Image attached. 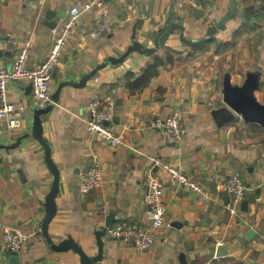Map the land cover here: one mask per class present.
<instances>
[{"label": "crops", "instance_id": "obj_1", "mask_svg": "<svg viewBox=\"0 0 264 264\" xmlns=\"http://www.w3.org/2000/svg\"><path fill=\"white\" fill-rule=\"evenodd\" d=\"M90 2H95L93 7L84 10ZM233 4L234 0H0V69L12 67L26 40L31 43L30 62L42 61L50 50L53 28L68 18L73 6L82 10L53 74L52 98L62 84L58 98L43 116L44 136L60 170L57 211L49 224L54 243L71 237L94 256L99 252L97 233L104 231L103 257L97 264H264V127L242 115L220 126L213 116L225 105L227 77L235 87L255 78V97L264 104V0H237L235 15L205 47L183 43L180 29L165 45H157L155 39L171 22L183 24L190 40L206 38ZM104 10L111 30L92 37ZM167 51L174 52V64H167ZM157 58L165 63L158 76L143 89L129 88L126 76H141ZM31 92L26 80L8 85L21 127L11 132L4 124L0 139V264H13L3 237L6 228L28 236L19 251L22 264H81L77 251H55L42 231L53 182L43 145L30 136L12 147L32 130ZM95 97L101 107H112L110 126L122 136V145L114 147L90 132V101ZM174 113L187 130L177 142L166 141L160 128L151 125L152 119ZM94 163L101 166L103 185L82 193L81 174ZM164 163L200 179L204 191L174 182ZM235 171L242 174L247 192L232 214L228 205L233 197L223 178ZM150 175L165 183L166 224L154 229L152 247L137 251L111 238L108 228L122 220L150 225L145 202Z\"/></svg>", "mask_w": 264, "mask_h": 264}, {"label": "built area", "instance_id": "obj_2", "mask_svg": "<svg viewBox=\"0 0 264 264\" xmlns=\"http://www.w3.org/2000/svg\"><path fill=\"white\" fill-rule=\"evenodd\" d=\"M101 5L100 2H96ZM95 2L87 3L84 10H89ZM82 10L78 6L71 8L67 19L60 22L53 28L54 38L46 57L39 62H30L29 40L24 41L19 48L10 69H0V139L5 133L4 124L7 130L17 132L21 127V119L18 117L19 109L8 97V85L15 81L26 80L32 86V98L35 106L46 108L53 101L51 82L53 74L59 65L63 51L68 40L72 37L75 25ZM111 30V19L107 11H103L96 20L92 30V37H101ZM113 118L111 106L101 107L97 97L90 101V118L88 128L98 138L110 143L114 147L122 145L123 138L115 133L110 126ZM151 125L160 128L166 141H180L186 134V127L182 124L178 113L167 117H156L152 119ZM169 177L183 187L203 192L204 185L200 179L188 175L180 167L170 163H164ZM150 190L145 197L147 204V215L151 221L150 225H142L135 221L122 220L108 228L111 238L121 241L124 245H131L137 251H143L155 242L154 229L166 224V203L164 200L165 183L158 177L150 175ZM223 184L232 195L233 201L228 205L232 214L237 212L239 203L245 198L247 192L246 183L239 171H235L223 178ZM103 185V174L99 163L81 174L79 188L82 193ZM4 242L10 250H22L28 241V236L13 228H6L4 231Z\"/></svg>", "mask_w": 264, "mask_h": 264}, {"label": "water", "instance_id": "obj_3", "mask_svg": "<svg viewBox=\"0 0 264 264\" xmlns=\"http://www.w3.org/2000/svg\"><path fill=\"white\" fill-rule=\"evenodd\" d=\"M236 10L237 0H234L232 8L226 14H224L215 25L209 28V36L201 40H190L186 38L183 24L171 22L167 28L157 31L160 33L158 40H156L157 45H165L170 35L174 34L178 29H180L179 37L183 43H186L190 46L203 45L209 40H211L217 33L218 29H221L235 15ZM0 54H2L1 49ZM86 80L87 78L83 81ZM61 85L58 86L57 90L53 94V99L55 98L57 100ZM256 88L257 80L255 78H249L243 86L235 87L232 85L230 78L227 77L224 82L225 105L218 107L213 111V116L217 121L218 125H224L227 122L235 120L237 115H242L243 118L246 119L248 122H257L264 127V104L257 101L254 94ZM30 89L32 90L31 85ZM52 107V104L48 105L46 108L34 106V115L32 120L31 132L19 137L17 139V142L13 144L12 147L18 146L23 138H28L32 136L39 140V142L43 145L45 149V159L49 169L53 174V182L52 187L46 196V216L43 220L42 231L45 237L47 238L48 242L51 244L52 249H54L55 251H65L69 249H74L81 256V264H97L103 257L104 243L101 239V236L104 234V231H100L97 233L99 252L97 255L94 256L89 255V253H87V251H85V249L71 237L64 239L59 244H56L52 241L51 237L49 236V224L55 217L57 211L56 198L60 192V170L52 158L51 146L44 136L43 127V116L47 115L51 111ZM110 219L111 217H109L107 221L109 222ZM219 249L225 251L224 246H220ZM8 256L10 257L13 264H22L19 251L9 250Z\"/></svg>", "mask_w": 264, "mask_h": 264}, {"label": "trees", "instance_id": "obj_4", "mask_svg": "<svg viewBox=\"0 0 264 264\" xmlns=\"http://www.w3.org/2000/svg\"><path fill=\"white\" fill-rule=\"evenodd\" d=\"M160 36V33L157 32L155 34V39L158 40ZM229 44V43H228ZM228 44H224L221 46H228ZM202 47H205L203 44ZM174 52L172 51H167L166 57H167V64L169 63L174 64L175 62V57H174ZM176 56V55H175ZM164 61L161 58H157L153 64H149L143 71L142 75L139 77H135L133 73H129L126 78H127V85L129 88L136 90V89H143L146 86H148L153 78L158 76L160 72V66L164 65Z\"/></svg>", "mask_w": 264, "mask_h": 264}]
</instances>
